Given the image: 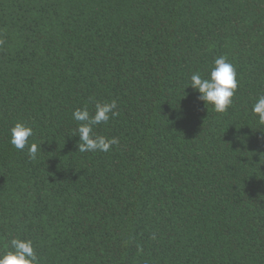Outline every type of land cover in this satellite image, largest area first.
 Here are the masks:
<instances>
[{"label":"trees","instance_id":"trees-1","mask_svg":"<svg viewBox=\"0 0 264 264\" xmlns=\"http://www.w3.org/2000/svg\"><path fill=\"white\" fill-rule=\"evenodd\" d=\"M224 55L223 113L189 82ZM264 0H0V251L40 264H264ZM116 100L80 152L73 110ZM33 128L36 159L10 143Z\"/></svg>","mask_w":264,"mask_h":264},{"label":"clouds","instance_id":"clouds-1","mask_svg":"<svg viewBox=\"0 0 264 264\" xmlns=\"http://www.w3.org/2000/svg\"><path fill=\"white\" fill-rule=\"evenodd\" d=\"M193 90L198 92L197 99L205 104H211L214 111L223 113L233 103V96L238 87L235 66L227 57L220 55L213 60L207 77L200 72L191 74L189 82ZM95 111L90 113L87 106L73 110L72 117L78 122L73 135L79 136L77 148L80 152H108L113 145L119 143L117 137H106L98 134L95 129L99 125H106L110 119L119 115L116 100L108 102H94ZM252 112L264 123V94L260 95L252 105ZM10 143L18 150L23 151L28 145V156L36 159L40 145L29 144V137L33 136V128L27 123L17 121L10 128ZM0 264H40V259L34 249L31 239L13 236L0 251Z\"/></svg>","mask_w":264,"mask_h":264}]
</instances>
